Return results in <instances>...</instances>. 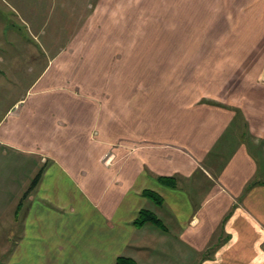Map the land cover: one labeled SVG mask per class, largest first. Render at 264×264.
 <instances>
[{"label": "crops", "instance_id": "obj_1", "mask_svg": "<svg viewBox=\"0 0 264 264\" xmlns=\"http://www.w3.org/2000/svg\"><path fill=\"white\" fill-rule=\"evenodd\" d=\"M102 1L129 12L142 0ZM145 1L165 7V31L120 52L156 54L153 69L168 74L150 80L149 89L140 78L118 79L115 95L68 88L75 79L99 84L95 65L103 85L109 82L102 71L114 58L108 41L31 60L45 49L8 39L21 36L14 28L21 24L22 36L46 34L47 19L6 26L0 19V37L10 41L0 45V148L32 159L29 180L43 170L26 198L27 189L13 198V247L2 248L0 264H115L118 257L264 264V0ZM101 11L102 25L63 36L122 38L141 30L140 11L124 9L115 19L108 7ZM170 54L169 62L162 57ZM141 210L165 231L136 227Z\"/></svg>", "mask_w": 264, "mask_h": 264}, {"label": "rangeland", "instance_id": "obj_2", "mask_svg": "<svg viewBox=\"0 0 264 264\" xmlns=\"http://www.w3.org/2000/svg\"><path fill=\"white\" fill-rule=\"evenodd\" d=\"M26 1L32 2L31 5L25 4ZM0 0V19L3 21L4 26H6V21L9 23L15 19V21H21V19L26 20L32 24H34L38 19L41 21L47 19V30L40 37H26L25 35L22 36V30L25 28L23 24L20 26H14L15 31L21 36H13L6 38L0 37V45L7 44L8 42L12 43V45H19L27 43L29 41L30 46L41 47L44 48L46 53L37 55L33 52L32 59H41L38 58L43 57L45 60L51 57L53 52H56L59 48H64L66 46H81L82 44H90L93 43L94 46L99 48H104L107 45L108 41V50L110 55H113V62L110 63L109 67H103L102 71L105 72V81L109 79V82L105 85L102 83V72L98 65H95V76L94 81H100L99 84H95L93 81L89 85L80 84L78 85L76 79L73 83L68 85L70 90H73L76 87H79V90H75L76 94L84 95L86 92L88 95L96 96L98 94H104L103 89H107L110 95H115L118 90L117 80L118 79H130L136 80L140 78L142 83H147L148 86L149 81L159 77H165L168 73L165 70L161 69H153L155 67L154 60L157 58L158 55L156 54H128V53H121L120 51L123 48L128 51L129 48L134 47V45H140L143 42L149 41V37H145L148 33L153 31L160 30L163 32L165 31L166 23H162L161 19H165V7H156L151 6L149 1L142 0L137 4L140 6L133 7L128 12L127 5H120V3L114 4L115 6L111 5L110 7L107 6L109 3L103 2L102 0ZM40 2V4H39ZM99 3H101L99 5ZM111 12V17L113 19L117 18V16H121L124 10L128 13H132L133 11H140L141 12V30L138 31H128L125 32L124 35L121 37L119 36H110L109 38L103 37H96V38H73L69 36H63L65 34H74L76 28L83 26L85 29L87 26H93L102 22L97 23V18L101 17V9L107 8ZM119 7V9H118ZM118 9L116 13L115 10ZM97 11L96 14L92 15V11ZM95 13V12H94ZM44 19L42 20L40 16ZM117 15V16H116ZM118 16V17H119ZM102 18V17H101ZM33 21V22H32ZM51 23H58L55 24L54 28H49ZM62 26H60L59 25ZM164 26V27H163ZM38 27L35 25V29ZM64 27V28H63ZM0 28L2 26L0 25ZM39 29V28H37ZM49 30V31H48ZM33 32L36 33L35 30ZM57 34H62L61 37L56 36ZM108 34V33H107ZM136 34V37L134 36ZM51 35V36H50ZM55 37H53V36ZM102 33L99 35L101 36ZM119 37V38H118ZM10 41H8V40ZM159 41L165 39H158ZM73 42V44H72ZM71 51V50H69ZM78 51V49H77ZM120 52V55H119ZM76 54H79L78 52ZM75 54V55H76ZM115 54V55H114ZM72 56L73 54H68ZM73 57H76V56ZM30 54L28 53V57ZM82 58L83 55L79 54ZM119 56L121 57V61L119 63ZM160 56V55H159ZM72 57V58H73ZM162 57L169 62V58L175 57V55H162ZM48 61V60H47ZM0 64V68H1ZM152 67V68H151ZM189 72V71H188ZM177 78V77H176ZM79 81V79L77 78ZM158 83V82H157ZM158 87H160L157 84ZM127 88V84L124 85ZM193 90L192 86H186L188 93L192 96L195 93L191 94L189 90ZM200 89H208L210 90L211 87H198ZM147 91V89H146ZM149 92V91H147ZM55 94H59L60 92H54ZM64 93V92H61ZM195 97V96H194ZM193 97V98H194ZM1 105L3 103H0ZM22 160L23 166L16 167L14 164V160ZM32 159L29 158L27 155H16L14 151L9 150L6 147L0 148V255H4L6 253H2L3 249L12 248V241L13 235L15 234V229L11 225L12 213L9 214L12 210H14L15 203H13V198L16 194L20 191V196L23 192H25L27 187H29L31 180L27 174H29V162ZM40 171V170H39ZM38 171V172H39ZM37 172V173H38ZM27 191V190H26ZM31 192V191H30ZM29 192V193H30ZM19 196V198H20ZM22 198V197H21ZM20 198V199H21ZM19 201V199H18ZM16 202V201H15ZM21 214V213H20ZM20 216V215H19ZM9 227H12L9 230ZM10 248V249H11Z\"/></svg>", "mask_w": 264, "mask_h": 264}, {"label": "trees", "instance_id": "obj_3", "mask_svg": "<svg viewBox=\"0 0 264 264\" xmlns=\"http://www.w3.org/2000/svg\"><path fill=\"white\" fill-rule=\"evenodd\" d=\"M43 170L40 169V171L35 175L33 180L31 181L27 191L24 193L23 198H26L30 191L34 189V187L37 185V183L40 180L41 174ZM164 180V179H163ZM168 184H170V179L165 180ZM144 195L151 199L154 203L158 204L160 202V197L153 191H144ZM134 225L136 227H141L145 224H150L156 228H159L162 231H165L166 227L162 223V221L153 213H151L148 210H141L138 214V217L134 220ZM115 264H136V262L133 259L126 258V257H118L115 261Z\"/></svg>", "mask_w": 264, "mask_h": 264}]
</instances>
